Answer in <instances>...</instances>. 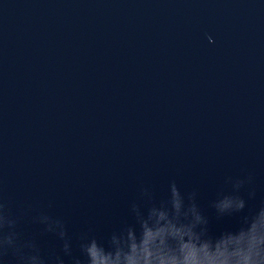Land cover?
I'll return each instance as SVG.
<instances>
[{
  "label": "water",
  "instance_id": "95a60500",
  "mask_svg": "<svg viewBox=\"0 0 264 264\" xmlns=\"http://www.w3.org/2000/svg\"><path fill=\"white\" fill-rule=\"evenodd\" d=\"M0 264H264V0H0Z\"/></svg>",
  "mask_w": 264,
  "mask_h": 264
}]
</instances>
